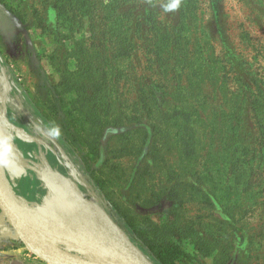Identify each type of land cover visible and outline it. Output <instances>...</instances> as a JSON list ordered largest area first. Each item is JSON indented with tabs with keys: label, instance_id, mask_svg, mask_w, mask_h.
<instances>
[{
	"label": "trees",
	"instance_id": "16d2710c",
	"mask_svg": "<svg viewBox=\"0 0 264 264\" xmlns=\"http://www.w3.org/2000/svg\"><path fill=\"white\" fill-rule=\"evenodd\" d=\"M198 2L181 0L166 22L142 0H45L64 30L52 90L72 96L67 136L46 127L155 264L175 263L184 240L229 259L246 216L264 207V78L239 70L235 81L244 62L223 65L202 42Z\"/></svg>",
	"mask_w": 264,
	"mask_h": 264
},
{
	"label": "rangeland",
	"instance_id": "374dc122",
	"mask_svg": "<svg viewBox=\"0 0 264 264\" xmlns=\"http://www.w3.org/2000/svg\"><path fill=\"white\" fill-rule=\"evenodd\" d=\"M3 1L18 16L21 28L17 29L12 23L7 25L0 22V94L2 100L6 102L12 115L58 156L65 165L69 177L74 178L73 180L84 197L100 205L152 260L97 189L69 159L66 151L46 127L47 124L51 125L54 129H59L62 138L67 136L63 128L68 127L70 118L67 113L72 101V96L67 95L61 98L55 96L52 90V87L57 85L61 79V72H58L55 67L59 64L56 58L58 54L53 56L57 48L55 34L58 30L64 31L56 7L54 4L45 3V0ZM142 1L144 5L140 11L143 13L163 12L166 22L170 20L177 22L178 15L173 11L166 12L164 9L170 0ZM197 6L202 19L200 22L202 42L211 41L223 65H227V60L231 62L229 65H233L232 61L242 60L244 62L242 67L238 66V70L234 65L235 81L237 79L235 72L239 73V70L241 73L258 75L257 79H263L264 0H199ZM87 35L88 32L85 31L78 37L84 39ZM69 68L75 69L74 60L69 62ZM247 79L249 77L245 78ZM234 85H236L235 82ZM0 112H2L1 103ZM250 117L251 123H256L255 116L250 114ZM68 149L78 159L83 158L84 151L77 144L68 145ZM41 159L44 164L35 165L40 173L44 167L47 168L44 156ZM42 204L31 203L33 214H39L38 210L44 208V205L40 207ZM194 207L188 208L189 215L197 214ZM252 209L242 223L244 229L238 232V237L245 235L246 239L240 246L230 247L229 259H222L223 250H215L211 255L204 256L195 249L190 240H184L180 245L182 254L173 264H264V207L256 206ZM140 216L143 217L141 214ZM152 219L159 223L162 221L158 217H152ZM211 220L213 218H208L207 221L211 222ZM0 264H48L28 250L1 209Z\"/></svg>",
	"mask_w": 264,
	"mask_h": 264
},
{
	"label": "water",
	"instance_id": "95a60500",
	"mask_svg": "<svg viewBox=\"0 0 264 264\" xmlns=\"http://www.w3.org/2000/svg\"><path fill=\"white\" fill-rule=\"evenodd\" d=\"M2 99L0 94V130L4 134L0 139V209L28 250L48 264H155L110 217L121 236L118 241L94 233L58 229L33 217L31 202L15 189L17 182L31 171L46 185V197L52 193L42 173L23 155L14 138L27 144L43 142L8 119V107ZM47 167L55 175H62L50 165ZM72 194L79 201L87 200L79 189Z\"/></svg>",
	"mask_w": 264,
	"mask_h": 264
},
{
	"label": "bare ground",
	"instance_id": "6f19581e",
	"mask_svg": "<svg viewBox=\"0 0 264 264\" xmlns=\"http://www.w3.org/2000/svg\"><path fill=\"white\" fill-rule=\"evenodd\" d=\"M3 135L0 130V139ZM42 178L53 197L46 200L44 208L38 210L39 214H33L38 222L62 230L98 234L110 240L121 239L118 230L100 205L93 200L79 201L73 198V191L78 190L74 178L65 180L69 178L55 175L48 169L43 172Z\"/></svg>",
	"mask_w": 264,
	"mask_h": 264
},
{
	"label": "flooded vegetation",
	"instance_id": "af4514ba",
	"mask_svg": "<svg viewBox=\"0 0 264 264\" xmlns=\"http://www.w3.org/2000/svg\"><path fill=\"white\" fill-rule=\"evenodd\" d=\"M9 7L10 6L7 5L3 0H0V22L7 24V25L12 23L17 29H20L21 24L19 22L18 16ZM1 66L3 67L4 65L2 64ZM7 115H8V119L12 123H14L18 127L23 128L28 133L32 134L30 132V130L18 120V118H16L15 116L12 115L9 108H8V114ZM39 140H41V139H39ZM14 142L19 147V149L21 150L23 155L28 160H30V162H33V164L35 163V165H38V164L43 165V163H42L43 161L41 159L42 156H44V158L46 159L48 164L51 166L52 170H54V169H53L51 163H54L56 166L58 163H60L62 166L64 165L59 160L58 156L52 150H50L44 144V142L41 144H36V143L27 144V143L20 141L16 137L14 138ZM46 148L49 151L48 153L46 152ZM61 165H59V166H61ZM43 170H47V169L44 167ZM17 183H18V185L15 188L17 193L20 196L27 199L29 202L36 203V204H39V203L42 204L43 200L47 198L46 197V194H47L46 185H44L42 183V181L38 178V176L35 173L28 171L27 175L23 176L21 178V180L18 181Z\"/></svg>",
	"mask_w": 264,
	"mask_h": 264
},
{
	"label": "clouds",
	"instance_id": "9594fccd",
	"mask_svg": "<svg viewBox=\"0 0 264 264\" xmlns=\"http://www.w3.org/2000/svg\"><path fill=\"white\" fill-rule=\"evenodd\" d=\"M180 6L181 0H170V2L164 6V9L166 12H172L178 10ZM55 134L59 135V129H56Z\"/></svg>",
	"mask_w": 264,
	"mask_h": 264
},
{
	"label": "crops",
	"instance_id": "0c3cea01",
	"mask_svg": "<svg viewBox=\"0 0 264 264\" xmlns=\"http://www.w3.org/2000/svg\"><path fill=\"white\" fill-rule=\"evenodd\" d=\"M42 163L44 164V162H42ZM47 165L49 166L48 162H47ZM46 169H48V170H49V168H48V167H47ZM44 171H45V170H43V171H42V175H43V172H44ZM42 175H41V176H42ZM52 197H53V196H52ZM52 197H51V198H52ZM46 200H49V199H48V198H46V199L44 200V204H45ZM44 204H43V205H44ZM40 207H42V206H40Z\"/></svg>",
	"mask_w": 264,
	"mask_h": 264
}]
</instances>
